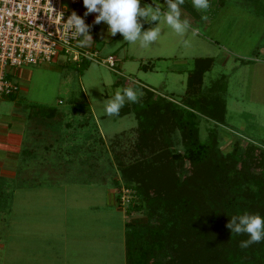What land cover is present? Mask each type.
I'll return each instance as SVG.
<instances>
[{
	"label": "rangeland",
	"instance_id": "1",
	"mask_svg": "<svg viewBox=\"0 0 264 264\" xmlns=\"http://www.w3.org/2000/svg\"><path fill=\"white\" fill-rule=\"evenodd\" d=\"M152 3L166 11L165 0H140L141 7L153 6ZM209 4L207 10L198 11L192 0H185L180 6L181 18L189 21V31L181 37L161 21L155 25L161 28L158 41L143 48L138 42L123 41L120 33L109 35L106 23H94L95 13L84 15L82 2L70 7L89 19L94 42L85 48L96 51L94 60L72 62L58 53L48 63L12 69L8 79L18 86V91L14 101L0 99V123L6 126L8 120L19 116L25 125L24 138L30 140L36 124L47 129L45 138L38 135L37 139L45 146L50 142L46 148L53 160L50 164L58 169L54 168L52 183L45 187L33 185L16 192L12 180L16 178L15 167L9 163L0 168V264H124L123 233L116 227L120 221L122 226V214L114 207L108 214L102 204V185L86 186L80 177V186L62 181L69 179L70 166L75 162L88 169V162L77 161L83 158L80 143L86 145L94 161L96 154L103 161L104 154H110V141L121 132H126L118 137L120 141L125 138L121 144L126 146L134 140L135 120L131 113H105L106 102L118 90L131 87L138 96L139 86H143L177 103L192 62L200 57L211 58L201 88L215 82L221 85L217 93L224 100L225 117L222 124L214 126L219 148L229 150L233 141L241 146L250 142L264 147V0H209ZM141 23L143 29L145 22ZM150 27L154 26L144 30ZM192 28L198 30L196 35ZM108 55L115 60L114 69L101 63ZM141 65L151 67L142 69ZM45 107L55 109L53 117L41 116L39 111ZM197 118L199 137L204 139L212 122L199 115ZM169 138L172 149L181 151L178 132ZM69 151L75 153L74 158L64 156ZM11 156L14 153L8 154ZM62 156L66 158L64 170L54 164ZM6 157L0 150V160ZM47 171L35 170L46 176ZM92 205L97 207L89 212L87 208ZM3 206L12 209L1 212ZM130 218L144 220L138 214L125 217V221Z\"/></svg>",
	"mask_w": 264,
	"mask_h": 264
},
{
	"label": "trees",
	"instance_id": "2",
	"mask_svg": "<svg viewBox=\"0 0 264 264\" xmlns=\"http://www.w3.org/2000/svg\"><path fill=\"white\" fill-rule=\"evenodd\" d=\"M211 61L192 62L179 102L139 86L138 102L120 110L119 116L133 115L135 138L125 146L118 137L126 132L114 137L101 170L110 177L117 204L121 186L133 191L126 215L144 219L124 222V264H264V240L242 249L247 234L226 228L234 215L264 219V147L233 141L229 150L219 148L214 126L225 117L221 85L201 88ZM16 93L0 99L14 101ZM39 113L49 119L55 109ZM198 115L212 122L204 139ZM175 131L181 151L169 143Z\"/></svg>",
	"mask_w": 264,
	"mask_h": 264
},
{
	"label": "built area",
	"instance_id": "3",
	"mask_svg": "<svg viewBox=\"0 0 264 264\" xmlns=\"http://www.w3.org/2000/svg\"><path fill=\"white\" fill-rule=\"evenodd\" d=\"M82 2L0 0V98L18 91V86L8 79L12 69L48 63L58 53L72 62L82 63L96 58L93 48L78 47L64 27L65 20L73 12L71 7ZM80 16L86 24L89 23L87 17ZM89 56L91 60L87 58ZM101 63L110 69L116 66L110 55L102 59ZM118 194V203L125 208L133 198V191L121 186Z\"/></svg>",
	"mask_w": 264,
	"mask_h": 264
},
{
	"label": "clouds",
	"instance_id": "4",
	"mask_svg": "<svg viewBox=\"0 0 264 264\" xmlns=\"http://www.w3.org/2000/svg\"><path fill=\"white\" fill-rule=\"evenodd\" d=\"M165 2L166 7H163L166 11L162 10L160 5L141 7L140 0H83V5L86 9L84 15L95 13L94 23H106L109 35L115 36L120 33L123 41L130 44L138 42L140 47L147 48L158 41L161 28L154 26L142 30L141 21L150 24L155 22V25L163 21L181 37L191 28L189 21L181 18L180 6L185 3V0H165ZM192 6L199 11L207 10L210 4L209 0H192ZM64 27L70 33L71 38L77 42L78 47L92 46L94 41L90 34L91 26L86 24L85 20L75 11L68 15ZM191 31L193 35L198 33V30L194 28ZM184 43L188 42L184 41ZM87 58L92 59L90 56ZM126 102H138L137 93L131 87L116 91L114 96L106 102V115H119ZM226 228L235 234H247L248 239L240 241L239 246L242 249L264 240V219L258 214L234 215L229 219Z\"/></svg>",
	"mask_w": 264,
	"mask_h": 264
},
{
	"label": "crops",
	"instance_id": "5",
	"mask_svg": "<svg viewBox=\"0 0 264 264\" xmlns=\"http://www.w3.org/2000/svg\"><path fill=\"white\" fill-rule=\"evenodd\" d=\"M144 1H148V0H144ZM152 5L157 6L156 3H152ZM150 25L155 26V22L148 24V25L144 23L142 30H144L146 27ZM90 31L91 32L93 31L92 27H90ZM19 75L20 77L23 76L22 71L19 72ZM126 83H128L127 80H126ZM16 118H17L16 120H8L6 123V126H3V124L0 123V150L4 151L5 155L7 156L6 158H2V160H0V168H3L5 166L7 167L9 163L13 164V166L16 169V172L14 171L16 178L13 179L14 177L13 176L12 180L15 184L14 190L16 192L19 191V189H22L25 187L26 188L33 187V185L38 186V185L43 184V186L45 187V185L52 183L50 182V180L52 179L55 167L51 166L52 164L50 163L53 160H50L51 159L50 154L48 153V149H46L50 142L48 141V144L46 146L41 145L40 144L41 141H39L37 138H38V135L39 136L43 135V138H45V135H46L45 131L47 129L46 130L41 129L40 128L41 126L36 124V126H34L35 129L34 130L31 129V133H32L31 138H33V140H30L29 137L24 138L25 136H24L23 129L25 125L24 123L21 122V119L19 116H16ZM35 119H37L38 121L41 118L36 117ZM84 146L86 145L80 143L79 147L83 149V152H82L83 158L82 160L77 159V161H79L80 163L84 161V164H86L85 162H88L87 163L88 169H84L83 167H81L82 163L77 165L75 162L74 165L70 166L72 168H71V171H69L70 173L68 174L69 179H63L62 181L65 180V182L63 183L69 182L70 185H75V186L76 185L80 186V184H82L80 180H84L86 182L85 183L86 186H93V185L98 186L99 184L102 185V187L104 188L103 190H100L101 195H102V200H103L102 204L106 206L108 210V214H110V211L113 212V209L111 207H114V210L122 214L121 216V218H123L122 226H121V221L119 220L120 222L116 225V227L119 231L122 230V233H124V222H125V217H127V215L124 212V210L118 207L115 201V193L110 183V177L108 176V174L104 175V173L101 170V167L105 166L104 163L106 161H102V160L99 161V155L97 154H96V161H99V162L94 161L92 157L89 156L88 148ZM22 147H23V150L21 149ZM38 152L40 155H38ZM69 152H70L69 155L65 154L64 156L66 158H71L73 156L74 158L75 153L73 151H69ZM9 153H14V156L8 157ZM64 156H62L60 159H56L57 162L54 163L55 165H57V167H59L60 170L66 169V166H63L64 164L63 160L66 159ZM91 166L93 167V170H90ZM37 168L44 169L46 171L48 169L49 170L53 169V172L47 171V176H46L44 172H41V173L35 172V170L37 171ZM73 168L74 170L76 169L78 172L73 171L72 170ZM78 168H83V169L78 170ZM55 169H58V168H55ZM85 171H86V174H84ZM61 176H63L62 173H61ZM95 176H99V178L94 179ZM79 177H80V180H79ZM10 189L12 190L13 188H10ZM7 200L9 199L7 198ZM3 207L4 208L1 209V212L4 211L8 213L9 210L12 209V207H6V206H3ZM96 207H97L96 205H92V207L89 206L87 209L90 212L92 211L93 208H96Z\"/></svg>",
	"mask_w": 264,
	"mask_h": 264
}]
</instances>
